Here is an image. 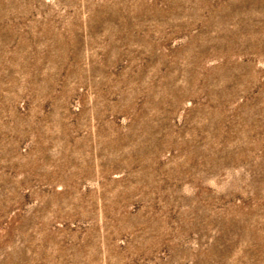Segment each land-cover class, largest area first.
<instances>
[{
    "label": "rangeland",
    "instance_id": "obj_1",
    "mask_svg": "<svg viewBox=\"0 0 264 264\" xmlns=\"http://www.w3.org/2000/svg\"><path fill=\"white\" fill-rule=\"evenodd\" d=\"M0 264H264V0H0Z\"/></svg>",
    "mask_w": 264,
    "mask_h": 264
}]
</instances>
